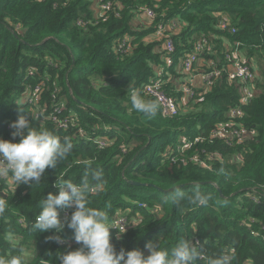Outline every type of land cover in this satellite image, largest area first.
I'll return each instance as SVG.
<instances>
[{"label":"trees","instance_id":"obj_1","mask_svg":"<svg viewBox=\"0 0 264 264\" xmlns=\"http://www.w3.org/2000/svg\"><path fill=\"white\" fill-rule=\"evenodd\" d=\"M111 4L102 20L95 0H0V138L17 141L10 123L24 115L34 127L46 128L62 141L67 137L72 145L39 183L10 188L8 179H0V190L4 189L0 200L7 205L0 215V259L17 256L22 264H59L58 252L79 247L71 229L41 232L35 229V217L40 200L57 191L55 183L79 184L87 176L89 206L104 210L111 225L120 214L128 217L124 233L109 230L117 251L139 248L147 254L145 244L156 241L170 252L187 240L199 252L196 264H213L225 256L229 264H264V66L260 90L239 119L252 136L236 146L209 136L238 103L234 82L222 79L210 89L198 88L194 99L173 117H164L158 106L154 116H146L133 109L130 99L135 90L155 102L143 92V85L163 66V87L180 102L182 92L170 77L178 75L173 65L203 34L210 36L218 56L226 52L225 37L241 41L246 58L261 62L264 0H111ZM141 5L152 8L155 19L143 18L138 13ZM223 15L235 33L217 28ZM139 17L145 19L140 25L135 24ZM173 18L182 25L172 34L175 53L166 67L162 41H151L149 35L157 23ZM78 19L85 25H78ZM123 36L129 37L128 49L120 52L117 45ZM36 88L39 102L34 105L28 98ZM21 97L25 104L17 106ZM37 108L45 110L36 118ZM182 134L201 141L180 151ZM100 137L106 138L104 146L94 140ZM195 153L202 159L206 153H218L220 158L204 168L189 162ZM183 156L186 164L180 162ZM234 156L238 161L232 160ZM172 157L177 158L175 163ZM95 172L101 175L99 181L92 180ZM177 188L183 196L174 203L167 197ZM197 191L210 196L207 204L194 202ZM253 192L260 196L259 203L248 196ZM192 206H197L195 211L186 210ZM19 216L24 217L23 224L17 222ZM9 232L15 247L7 240ZM57 236L70 237L71 242L62 243Z\"/></svg>","mask_w":264,"mask_h":264},{"label":"clouds","instance_id":"obj_2","mask_svg":"<svg viewBox=\"0 0 264 264\" xmlns=\"http://www.w3.org/2000/svg\"><path fill=\"white\" fill-rule=\"evenodd\" d=\"M130 99L137 112L149 117L155 115V102L142 98L135 90L130 92ZM15 104L23 106L25 99L21 97ZM30 115L33 120L31 113ZM10 127L13 129V137L19 139L14 142L0 138V179L6 180L10 177V182L15 186L20 183H39L45 170L55 169L71 150L72 145L67 137L62 141L52 131L34 127L24 115L18 116L10 123ZM100 179L99 172L92 174L93 181ZM54 187L58 189L57 193L50 192L39 202L35 229L41 232L54 230L56 233L62 232L65 227L72 230L73 239L79 247L58 252L59 264H196L199 260L198 250L187 240L178 242L170 252L162 249L156 241L145 244L147 254L139 248L126 251L121 247L117 251L111 242L109 231L116 227L109 223L108 214L104 210L89 206L86 195L90 187L88 177L83 178L79 184L62 181L55 183ZM182 196L183 193L177 188L167 198L175 203ZM209 199V195L197 191L194 202L203 205ZM6 207V202L0 200V215L5 213ZM64 209L72 211L61 219L60 211ZM124 224L128 223H123V230L118 231L119 233L125 232ZM55 239L60 238L57 236ZM7 240L15 247V238L11 232ZM0 264H22V261L20 257L10 256L6 260L0 259ZM213 264H229V259L225 256L215 260Z\"/></svg>","mask_w":264,"mask_h":264},{"label":"built area","instance_id":"obj_3","mask_svg":"<svg viewBox=\"0 0 264 264\" xmlns=\"http://www.w3.org/2000/svg\"><path fill=\"white\" fill-rule=\"evenodd\" d=\"M99 2L98 11L100 12V17L102 20H105L109 11L112 10L111 0H95ZM138 13L142 15L143 18L151 21L155 19V11L148 7L141 5L138 7ZM78 25H85L81 19L77 20ZM176 27V24L170 20L167 22H159L156 24L152 35L156 40L162 41V48L166 53L165 65L169 67L173 62V54L175 53V42L172 37L173 30ZM217 28L223 32L235 33L236 28L232 25L231 20L228 16L223 15L217 23ZM128 36H123L120 42L117 45V51L125 52L128 49ZM243 43L239 40H234L229 42V45L226 46V52L218 56L219 51L217 50L214 42H212L210 36L201 35L194 44L193 50L188 52L181 61V71L184 74V79L181 82L179 90L182 92V97L185 100H193L195 95L198 94V88L210 89L216 85L222 79H226L229 82H234L238 86L239 99L238 103L234 106H231L226 112V120L217 123L216 126L210 131L209 136L211 138H217L225 142L228 146H236L242 143L245 139H248L252 136L250 130L241 122V119L244 115L243 107L251 102L259 92V83L261 82V73L258 70L256 60H248L244 54ZM220 54V53H219ZM200 58L206 59L205 68L197 69L198 73H194L196 68L195 64ZM261 63L264 66V58L261 60ZM194 74L198 75L201 80V86L196 87L193 84ZM166 72L164 67L161 66L156 71V77L146 82L143 85V92L152 98L157 106L159 107L161 114L164 117H173L179 114L181 110L180 102L176 97L168 94L164 89V76ZM38 94L39 88H36L32 94L29 96V102L31 104H38ZM45 108H37L35 115L37 117L44 114ZM55 122H58L62 127H66L65 122L58 121L56 118H53ZM81 134L84 135V132L81 130ZM180 151H184L188 147L197 144L200 140V137L190 138L187 134L180 135ZM95 142L99 146H104L106 144V138L100 137L95 138ZM238 156V155H235ZM235 156L232 158L233 161H238V158ZM214 158H220L218 153H206L205 157L202 159L199 154L195 153L190 156L189 162L193 164H199L204 168H210L208 161L213 160ZM172 162H176L177 158L172 157ZM182 164H186L185 156L180 158ZM11 178L7 180V187L13 188L14 184L10 182ZM56 188V187H55ZM58 191V189L56 188ZM55 192V194L57 193ZM4 192V189L0 190V193ZM248 196L252 199L253 202L259 203L260 196L253 192V194L248 193ZM70 209H64L60 212V217L63 219L65 215H69ZM19 224H23L25 219L23 216H19L17 219ZM253 220H251L252 222ZM123 223H128V217L125 214L118 215L114 222L113 226L117 230H123ZM127 224H124L126 229ZM115 228V229H116ZM262 228H264L262 226ZM252 234L259 235L260 232L250 229ZM264 238V237H263ZM60 242L69 243L71 242L70 237L60 238ZM196 243L198 242L197 239ZM250 264V262H246Z\"/></svg>","mask_w":264,"mask_h":264},{"label":"crops","instance_id":"obj_4","mask_svg":"<svg viewBox=\"0 0 264 264\" xmlns=\"http://www.w3.org/2000/svg\"><path fill=\"white\" fill-rule=\"evenodd\" d=\"M143 19V18H142ZM170 21H172V22H174L175 24H176V27L174 28V30H173V33H174V31L175 30H177L178 28H179V26L180 25H182L181 23H179V21L177 20V19H175V18H173V19H170ZM142 22H145V19H143L142 21H141V23ZM180 24V25H179ZM141 25H143V24H141ZM149 37H150V39L149 40H151V41H153V40H156L154 37H153V35L151 34V35H149ZM222 38V37H221ZM223 40V41H222ZM222 42L224 43V45H226V46H228L229 45V41L225 38V37H223L222 38ZM256 60V59H255ZM256 64H257V67H258V70L260 71V73H261V71H262V68H260V65H262L263 66V64L260 62V60L259 59H257L256 60ZM174 67L173 68H175L176 70V73L178 74V75H175V74H172L171 73V80L173 81H175V83H177V86H179L180 87V85H181V82L183 81V79H184V74L182 73V71H181V62H179L178 64H175V65H173ZM205 66H206V59H204V58H200L199 60H198V62L195 64V66H194V68H196V71L194 72V73H198V70L197 69H200V68H205ZM157 69V67L155 68V70ZM182 74V75H181ZM193 84H194V86H196V87H200L201 86V80H200V77L198 76V75H196V74H194V77H193Z\"/></svg>","mask_w":264,"mask_h":264},{"label":"rangeland","instance_id":"obj_5","mask_svg":"<svg viewBox=\"0 0 264 264\" xmlns=\"http://www.w3.org/2000/svg\"><path fill=\"white\" fill-rule=\"evenodd\" d=\"M142 20H143L142 17H139V21H135V24H139V25H140V23H141ZM262 67H263V66L260 65V68H262ZM180 104H181V108H182L183 105H185V104H186V106H187V100H185L184 97L180 98ZM186 106L183 107V108H186ZM35 117L37 118L36 115H35ZM196 208H197V206H192V207H190V208H187L186 210H191V211L193 212V211L196 210ZM60 212H61V211H60Z\"/></svg>","mask_w":264,"mask_h":264},{"label":"water","instance_id":"obj_6","mask_svg":"<svg viewBox=\"0 0 264 264\" xmlns=\"http://www.w3.org/2000/svg\"><path fill=\"white\" fill-rule=\"evenodd\" d=\"M132 183H133V184H137V185H138V184H141V183H138V182H132Z\"/></svg>","mask_w":264,"mask_h":264}]
</instances>
